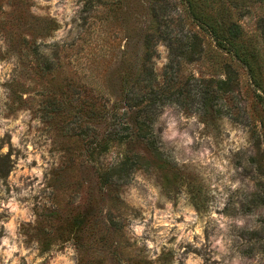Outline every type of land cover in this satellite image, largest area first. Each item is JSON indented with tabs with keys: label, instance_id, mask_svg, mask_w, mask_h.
Here are the masks:
<instances>
[{
	"label": "rangeland",
	"instance_id": "374dc122",
	"mask_svg": "<svg viewBox=\"0 0 264 264\" xmlns=\"http://www.w3.org/2000/svg\"><path fill=\"white\" fill-rule=\"evenodd\" d=\"M192 10L239 25L238 54ZM262 24L264 0H0V264H264ZM149 32L200 38L180 80L234 70L229 114L206 124L165 104L152 130L173 170L147 158L103 183L136 147L99 154L100 104L138 72ZM151 44L163 81L168 42Z\"/></svg>",
	"mask_w": 264,
	"mask_h": 264
},
{
	"label": "trees",
	"instance_id": "16d2710c",
	"mask_svg": "<svg viewBox=\"0 0 264 264\" xmlns=\"http://www.w3.org/2000/svg\"><path fill=\"white\" fill-rule=\"evenodd\" d=\"M192 13L193 19L200 26L206 25L210 29L218 45L223 47L228 45L235 54H238L239 48L234 45V42L242 33L239 25L228 19L221 31L218 29L219 24L211 17L195 14L194 10ZM154 18L160 28L161 18L157 14H154ZM262 28L264 29L263 24ZM161 36L162 40L168 42L170 56L169 63L165 65L163 81L158 80L150 63L153 54L151 43L156 42ZM143 42L144 53L138 72L123 79L121 95L109 111H105L106 99L103 98V103L100 104L99 113L102 117L107 116L105 120H107L108 130L98 144L99 154L108 150L110 142L136 147L124 153L115 165L101 170L99 177L103 183H109L112 179L115 184L127 183L135 169L148 164L145 162L147 158L160 163V167L166 172L172 171L174 165L160 150L159 140L152 130V124L160 108L167 103H175L184 111L197 112L202 122L209 124L223 114H229L221 97L231 94L233 88L237 86L236 73L229 67L226 68V77L219 80L196 77L180 80L178 78L180 62H192L198 59L202 52L200 38L195 33L180 36L161 33L157 36L155 32H149L145 35ZM169 70L170 74H168ZM2 173L0 170V174ZM192 201L198 208L194 198Z\"/></svg>",
	"mask_w": 264,
	"mask_h": 264
}]
</instances>
